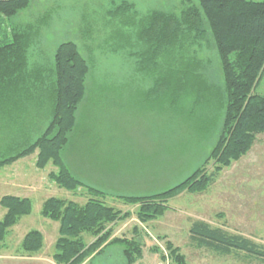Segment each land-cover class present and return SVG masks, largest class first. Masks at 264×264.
I'll list each match as a JSON object with an SVG mask.
<instances>
[{
  "label": "trees",
  "instance_id": "obj_1",
  "mask_svg": "<svg viewBox=\"0 0 264 264\" xmlns=\"http://www.w3.org/2000/svg\"><path fill=\"white\" fill-rule=\"evenodd\" d=\"M30 2L0 0V168L35 153L37 169L47 165L54 169L47 174L49 180L74 194L81 189L87 195L84 203L56 196L41 203L40 215L58 222L54 264H93L95 256L115 245L121 247L123 264L137 263L144 247L140 230L133 227L132 237L113 236L114 223L131 212H122L107 198L136 206V217L148 225L164 213L171 197L183 191L203 192L213 184L218 172L247 153L256 135L264 132V96L254 91L264 73V0H196L197 4L183 0L178 12L154 9L142 19L136 34L140 46L130 56L139 72L152 74L147 95H167L171 107L189 94L195 101L206 97L209 89L197 71V55L212 40L221 70L216 105L222 128L203 164L187 178L159 194L138 196H109L75 177L64 162L62 154L75 130L90 64L73 40L60 42L46 60H33L41 20L22 24L14 19ZM133 10L134 4L118 0L107 14L116 20ZM209 162L214 164L211 172L206 169ZM0 206L4 209L1 248L10 227L29 215L33 204L28 197L9 194L0 198ZM188 233L195 248L264 263V246L242 234L199 219L191 222ZM165 245L174 263L184 264L178 249L168 241ZM43 246L42 233L34 229L22 237L19 249L34 255Z\"/></svg>",
  "mask_w": 264,
  "mask_h": 264
},
{
  "label": "rangeland",
  "instance_id": "obj_2",
  "mask_svg": "<svg viewBox=\"0 0 264 264\" xmlns=\"http://www.w3.org/2000/svg\"><path fill=\"white\" fill-rule=\"evenodd\" d=\"M126 1L134 4L133 12L116 20L107 11L118 0H31L14 19L22 24L41 20L33 60L44 61L60 42L73 40L90 64L75 130L62 154L73 175L109 196L159 194L200 167L217 141L222 128L216 105L222 84L220 64L210 39L197 55V71L209 89L205 93L209 99L195 101L189 94L171 107L167 95L148 96L152 74L139 72L130 56L140 46L137 31L151 10L178 12L183 0ZM188 54L189 59L193 57ZM254 91L264 96V73ZM255 138L247 153L218 172L213 184L203 192L183 191L171 197L164 213L150 219L148 225L136 217V206L107 198V203L122 212H131L124 221L114 223L113 236L132 237L133 227L138 226L144 255L150 258L143 264H175L167 241L184 257V264H264L195 248L188 233L191 222L199 219L264 246V132ZM35 160L34 153L0 168V198L9 194L21 197L8 190L5 181L44 185L38 193L25 196L33 204L32 211L10 227L11 234L0 248V264H54L58 222L40 215L41 203L55 196L84 203L87 197L84 190L74 194L60 188L47 177L54 169L50 165L37 169ZM213 168L212 162L206 165L207 172ZM3 213L0 206V218ZM34 229L42 233L44 246L29 255L19 247L22 237ZM98 256L93 264L124 263L118 245L106 249L102 258ZM140 260L133 264H141Z\"/></svg>",
  "mask_w": 264,
  "mask_h": 264
},
{
  "label": "crops",
  "instance_id": "obj_3",
  "mask_svg": "<svg viewBox=\"0 0 264 264\" xmlns=\"http://www.w3.org/2000/svg\"><path fill=\"white\" fill-rule=\"evenodd\" d=\"M42 180V179H41ZM14 182H12V180H9L8 183L5 181V185L8 186V190H10L12 193H17V195L19 196H29V195H32L33 193H38L39 191L43 190V187L44 185L42 183H39L37 182L36 184L35 183H32V184H27L25 182V184L23 183H18L16 182L15 180H13ZM43 181V180H42ZM23 192V193H21ZM26 193V194H25ZM111 246H109L108 248H110ZM107 248V249H108ZM106 251V250H105ZM104 254V253H103ZM101 254L100 257L103 255ZM99 257V256H98ZM105 257V256H104ZM109 257V256H108ZM102 258V257H101ZM153 258V257H151ZM108 259V258H106ZM149 256L148 255H144V252H143V255H142V259L140 260V263L143 264V262H147L148 263V260H149ZM156 259V257H155ZM94 261V259H92ZM96 264V263H95Z\"/></svg>",
  "mask_w": 264,
  "mask_h": 264
},
{
  "label": "built area",
  "instance_id": "obj_4",
  "mask_svg": "<svg viewBox=\"0 0 264 264\" xmlns=\"http://www.w3.org/2000/svg\"><path fill=\"white\" fill-rule=\"evenodd\" d=\"M159 264H165V263H163V262H162V263H161V262H159Z\"/></svg>",
  "mask_w": 264,
  "mask_h": 264
}]
</instances>
